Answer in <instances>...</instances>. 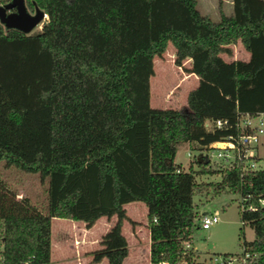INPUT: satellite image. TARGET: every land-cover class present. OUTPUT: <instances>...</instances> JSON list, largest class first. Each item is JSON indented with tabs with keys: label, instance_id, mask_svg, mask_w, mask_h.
Segmentation results:
<instances>
[{
	"label": "trees",
	"instance_id": "16d2710c",
	"mask_svg": "<svg viewBox=\"0 0 264 264\" xmlns=\"http://www.w3.org/2000/svg\"><path fill=\"white\" fill-rule=\"evenodd\" d=\"M23 1L45 16L36 31L0 23V164L35 173L45 187L39 209L0 176V264H49L52 217L89 226L111 215L92 260L120 264L129 201L145 207L149 264H199L182 243L198 226L192 196L208 190L248 194L243 203L254 209L237 204L253 231L242 249L256 255L243 264H264V169L172 161L180 143L206 148L235 133L233 125L208 129L205 119L233 124L239 112H264V0H231V12L219 9L215 20L195 0ZM236 41L247 59H224ZM168 43L173 63L189 59L184 69L197 77L187 109L148 102L152 57ZM202 172L219 180L196 181Z\"/></svg>",
	"mask_w": 264,
	"mask_h": 264
},
{
	"label": "rangeland",
	"instance_id": "374dc122",
	"mask_svg": "<svg viewBox=\"0 0 264 264\" xmlns=\"http://www.w3.org/2000/svg\"><path fill=\"white\" fill-rule=\"evenodd\" d=\"M195 7L199 13L207 14L215 20L218 19L219 9L224 13L231 12V0H222L220 4L218 0H195ZM41 22L42 19L30 31L38 30ZM229 46L232 53L229 56L221 54L224 59H229L232 56L236 58L244 56V47L239 41ZM173 53L174 48L168 43L160 56L152 57V74L148 78V102L151 107H182L187 109L185 95L193 85L190 80L191 76L188 79L185 78L186 70L184 68L189 66V59L183 60L180 69H178L173 63ZM202 149L196 143H180L172 161L184 169L188 167L194 170L201 168L218 169L215 164L206 163L199 159ZM187 151L189 152L188 155ZM257 157L258 165H264V137H260V142L257 145ZM196 159L199 160V163L195 161ZM0 176L8 182L17 196L25 195L29 198L31 204L39 209L41 208L45 182L40 181L35 173H26L14 168H3L0 164ZM219 177L217 172L195 174L196 181H217ZM192 201L197 209V215L207 212L215 214L218 218L215 223L210 224L207 228L192 226L191 243L196 253V259L208 261L212 256L240 254L242 241L251 240L253 231L247 222L241 223L239 220V208L237 207L239 195L231 191L215 193L208 190L194 193ZM138 203L142 204L140 201ZM129 216L137 219L138 214L133 212ZM56 219H52V226H55L54 220ZM50 239L53 243V234H51ZM92 245L94 244H91V247ZM50 252V260L53 264L56 258L53 247ZM104 261L105 258L96 264H102Z\"/></svg>",
	"mask_w": 264,
	"mask_h": 264
},
{
	"label": "crops",
	"instance_id": "0c3cea01",
	"mask_svg": "<svg viewBox=\"0 0 264 264\" xmlns=\"http://www.w3.org/2000/svg\"><path fill=\"white\" fill-rule=\"evenodd\" d=\"M248 51L244 49V56L239 59H247ZM235 56L226 60L235 59ZM178 69L180 66L176 65ZM190 77L192 87L197 82V77L191 72L186 71L185 78ZM191 88V87H190ZM138 201H129L123 204L126 218L121 223V233L126 240L127 252L120 264H149V234L145 220V207ZM144 207V208H143ZM137 213V219L129 216L130 213ZM57 218L55 226H52V219ZM115 221V216H99L95 221L86 226L80 220H74L64 217H52L50 220V236L53 234V243L50 239V251L53 247L56 256L53 264H96L99 260H92L91 251L99 247L100 236ZM190 247L191 241L188 242ZM91 244L92 245L91 247ZM51 256V252H50ZM193 259L198 262L205 260H197L196 253L193 252ZM144 260V261H143ZM106 259L104 261L105 264ZM49 264L51 260L49 259Z\"/></svg>",
	"mask_w": 264,
	"mask_h": 264
},
{
	"label": "built area",
	"instance_id": "2783aa9c",
	"mask_svg": "<svg viewBox=\"0 0 264 264\" xmlns=\"http://www.w3.org/2000/svg\"><path fill=\"white\" fill-rule=\"evenodd\" d=\"M203 125L208 129L233 125L235 133H229L223 139L209 143L199 154L201 161L215 164L220 169L234 167L240 170L264 169V165L261 166L257 163V145L260 142V137H264V112L259 111L253 114L239 112L236 114L233 124H229L226 119L221 118L205 119ZM186 153L189 154L188 151ZM247 197L248 194L239 197L240 207L254 209V205L251 203H243ZM258 200L259 204L264 207V197ZM217 219V216L213 213L202 212L199 214L198 226L207 228L210 224L215 223ZM188 249L189 243L184 241L182 243V254H185ZM255 255V252L242 249L240 254L212 256L208 261L199 264H243ZM181 262L185 263V259H182ZM159 264H168V262L161 260Z\"/></svg>",
	"mask_w": 264,
	"mask_h": 264
},
{
	"label": "water",
	"instance_id": "95a60500",
	"mask_svg": "<svg viewBox=\"0 0 264 264\" xmlns=\"http://www.w3.org/2000/svg\"><path fill=\"white\" fill-rule=\"evenodd\" d=\"M44 16L45 13L36 6L33 12L27 11L23 0H9L0 4V23L6 28L29 32Z\"/></svg>",
	"mask_w": 264,
	"mask_h": 264
}]
</instances>
